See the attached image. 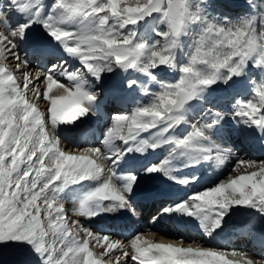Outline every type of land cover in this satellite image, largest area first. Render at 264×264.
I'll return each mask as SVG.
<instances>
[{"label":"snow or ice","instance_id":"snow-or-ice-1","mask_svg":"<svg viewBox=\"0 0 264 264\" xmlns=\"http://www.w3.org/2000/svg\"><path fill=\"white\" fill-rule=\"evenodd\" d=\"M204 5L0 2V264H264V159L237 154L187 192L206 162L232 159L233 136L264 151V0L236 22ZM209 101L218 110L193 119ZM148 201L154 225L195 226L204 243L124 235ZM253 214L259 252L226 249Z\"/></svg>","mask_w":264,"mask_h":264},{"label":"bare ground","instance_id":"bare-ground-1","mask_svg":"<svg viewBox=\"0 0 264 264\" xmlns=\"http://www.w3.org/2000/svg\"><path fill=\"white\" fill-rule=\"evenodd\" d=\"M219 1H223V2H219ZM0 2H3V0H0ZM233 5H238V8L234 9ZM204 6L206 9L205 13H209V14H211V13L213 14L214 11H216V12L220 11L221 8L219 6H223L224 11H225L224 15L232 17V19L234 21L235 20L237 21L238 18L240 16H242L247 10L246 0H212L210 3L206 2V0H205ZM214 6L217 7V9H215ZM226 21H228V20H226ZM192 40H193V36H191V35L186 38V40H185L186 51H187V45H190ZM30 59H33V58L30 57ZM33 65H37L34 59H33ZM17 76H19V73H17ZM251 80H256L258 82V76L255 74L252 75ZM62 82H66V81H62ZM248 87L249 88L252 87L251 83H249ZM56 94H57V90H54L51 93V95H56ZM44 107H45V105L42 104L41 108L43 109ZM117 107H119V105ZM208 109H212L213 111L217 110L216 108L213 107L212 104H209L207 107H203V111H201L199 114L194 115L193 119H196V120L200 119L201 116H203L205 114V112L208 111ZM98 127L102 128L103 123L101 122L98 125ZM89 146H99V145L96 141H92L91 143L82 145V147H89ZM222 147H232L234 149L233 157H232V159L227 161L223 166H220L218 164V162L215 160H213L211 162H206L197 172V175L203 176V180H208V183L205 186H203L202 188L207 187V186H211L213 184V181H216L217 179H223L225 176H227L229 174L232 162L234 161L235 156L237 154L240 157H243L246 159H251V160L264 159V157L254 154L252 149H249L246 144L240 143L239 138L235 137V136L232 137V143L230 145H222ZM214 156H215V153H214ZM210 169H212L213 171L208 172L207 170H210ZM202 188H197L194 191L201 190ZM66 207H68L69 210H71L74 207V205L71 201H69L66 204ZM154 208H155V205L152 204L151 208H149L150 210L146 212V216L144 215L142 210L137 211L136 216L130 215V217L128 218V224L134 228L133 232L144 231L146 229H151L153 231L159 230L160 233L164 234V237L170 238V239L158 238V237H156V235H152V236L147 237L148 239L154 240L156 242H167V240H175L177 238H181V239L187 240L188 242L199 241L200 243H204V240L201 239L200 233L197 231L195 226H191L193 228V230L195 231V233L192 235H189V232H187L186 230H185V233L184 232L178 233L177 231H175L172 228L164 227V226H161L160 224L154 225L152 223V217L156 213V212H154L155 211ZM69 214L71 215V211ZM143 217H144V220L146 223L145 225H143V223H142ZM234 219L236 220V223L232 227L226 229L224 234L231 233L233 236H238L237 240L233 242L229 239L227 241V243L224 244V242L221 239L220 243H222V245L226 249H229V250L232 248H236L238 250L258 253L259 249L257 247H255L251 242H248L245 239L246 235L251 230L252 226L258 224L257 216L255 214H253L250 217V223H247V224H245L243 221L245 219H249V218L236 217ZM135 221H137V222H135ZM163 223L165 225H167L168 221L165 220ZM89 226L94 227V228L99 227V225H95V224H90ZM136 228H139L140 230H137Z\"/></svg>","mask_w":264,"mask_h":264},{"label":"rangeland","instance_id":"rangeland-1","mask_svg":"<svg viewBox=\"0 0 264 264\" xmlns=\"http://www.w3.org/2000/svg\"><path fill=\"white\" fill-rule=\"evenodd\" d=\"M212 0H206V2L210 3ZM205 7V6H204ZM215 7V6H214ZM221 9L220 11H214L213 14H209V13H205L206 15H208L210 18H216V19H220V20H228V21H231V22H236V20L234 21L232 19V17H229L227 15H224L225 14V11H224V7L223 6H219ZM215 9H217V7H215ZM242 13V12H241ZM239 15V14H238ZM227 16V17H226ZM223 17V18H222Z\"/></svg>","mask_w":264,"mask_h":264}]
</instances>
